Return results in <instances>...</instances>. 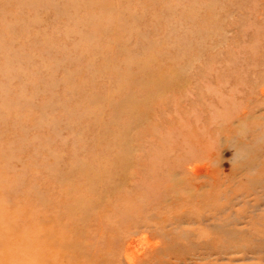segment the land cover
<instances>
[{
    "label": "rangeland",
    "instance_id": "rangeland-1",
    "mask_svg": "<svg viewBox=\"0 0 264 264\" xmlns=\"http://www.w3.org/2000/svg\"><path fill=\"white\" fill-rule=\"evenodd\" d=\"M0 264H264V0H0Z\"/></svg>",
    "mask_w": 264,
    "mask_h": 264
}]
</instances>
